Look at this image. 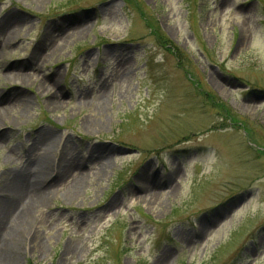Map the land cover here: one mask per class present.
<instances>
[{
  "label": "rangeland",
  "instance_id": "374dc122",
  "mask_svg": "<svg viewBox=\"0 0 264 264\" xmlns=\"http://www.w3.org/2000/svg\"><path fill=\"white\" fill-rule=\"evenodd\" d=\"M131 1L0 0V264H264V0Z\"/></svg>",
  "mask_w": 264,
  "mask_h": 264
},
{
  "label": "bare ground",
  "instance_id": "6f19581e",
  "mask_svg": "<svg viewBox=\"0 0 264 264\" xmlns=\"http://www.w3.org/2000/svg\"><path fill=\"white\" fill-rule=\"evenodd\" d=\"M54 94L51 95V98ZM0 132V136H1ZM44 161L40 162V164ZM68 171L63 170V175H67ZM58 176L55 175L54 178ZM41 180V172L29 173L28 171L15 170L12 174L11 181L4 183L5 189H7V197L2 200V204L6 205V209H11L17 203L19 198H25L22 200V204L17 208V215L13 218V226L25 227L27 220L34 216V209L36 205L42 203V200L49 194V190L38 181ZM150 201V199H148ZM32 219V218H31ZM3 221L0 219V225Z\"/></svg>",
  "mask_w": 264,
  "mask_h": 264
},
{
  "label": "trees",
  "instance_id": "16d2710c",
  "mask_svg": "<svg viewBox=\"0 0 264 264\" xmlns=\"http://www.w3.org/2000/svg\"><path fill=\"white\" fill-rule=\"evenodd\" d=\"M126 1H129V3H132L131 0H126ZM131 8L134 9L133 6H131ZM137 8L138 7L135 8L136 12L141 16V18L144 20V22L146 23V25L147 26H151V23L147 22L149 19L147 18L146 14L141 9H139V8L137 9ZM153 34H155V39L158 42H160L163 39V37H161L156 30H153ZM164 41L167 42V40H164Z\"/></svg>",
  "mask_w": 264,
  "mask_h": 264
}]
</instances>
